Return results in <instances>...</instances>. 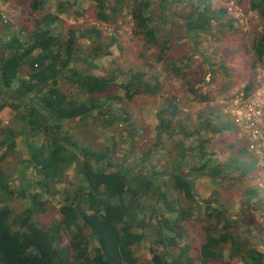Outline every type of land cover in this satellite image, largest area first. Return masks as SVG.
<instances>
[{"label":"trees","instance_id":"16d2710c","mask_svg":"<svg viewBox=\"0 0 264 264\" xmlns=\"http://www.w3.org/2000/svg\"><path fill=\"white\" fill-rule=\"evenodd\" d=\"M43 1L33 0L32 7L38 9ZM176 2L178 0H158L162 12L167 5L170 9L173 8L172 5ZM97 3L100 9L97 12L99 19L113 21L116 18L114 6L106 13L104 0H98ZM251 5L264 21V0H252ZM148 8V0H133L131 15L135 29L141 31L145 40L158 43L159 36ZM182 19L187 32L198 34L205 31L210 28L212 20L216 27H220L217 30L219 37L237 35V30L233 29L232 20L226 15L225 9L214 6L210 0H196L194 10ZM42 20L44 21L41 25ZM55 20L49 13L36 20L34 30L28 34L26 43H22L16 36L5 41L0 37V44L4 49L0 54V109L9 106L14 110H21L24 121L22 130L0 128V160L14 150L18 134L22 133L27 138L41 136L42 139L38 145L32 141L27 142L28 166L34 172L29 181L31 186H35V191L28 194V206L23 211L13 212L8 198H0V263L143 264L135 253V247L144 239L142 214L149 193L153 194L158 202H162L163 213L174 216V224L185 218V215L186 218H191L193 212L187 214L188 210H180L175 205L172 207L167 201L165 187L159 185L156 179L131 174L124 167L114 163L111 157H106L108 148L94 144L95 137H89L82 132L78 138L64 128L66 121L85 120L93 111L104 114L101 101L104 99L100 100L99 95L116 85L115 75L111 73V76L94 75L87 68L71 66L76 63L75 31L69 30L68 38L61 39L50 28V23ZM82 30L84 35L91 37V43L97 42V55L109 52L107 44L93 40V36L88 34L94 31L99 34L98 30L93 27ZM165 42L163 39L159 43L162 51L166 46ZM35 50L38 51L35 53ZM251 50L256 59L251 61L249 69L244 71L240 80L251 81L252 70L257 61L264 62V30L252 38ZM156 59L161 61L163 57L159 54ZM119 73L126 76V82L120 86L127 99L141 91L154 93L159 87V83H152L151 86L149 80L143 79L145 73L132 72L131 69L119 70ZM224 73L228 76L229 83L238 82L229 79L230 73L227 70ZM61 78L78 86L79 90L86 94L85 98L79 100L62 91L58 85ZM193 87L194 81H191L186 90L197 93V89ZM249 88L247 86L246 91ZM198 96L206 98L201 94ZM165 113L169 114V119L163 117ZM177 113V105L168 100L157 111L159 130L168 128ZM199 117L201 123L195 133H200L203 128L232 132L235 125L226 113L215 108L214 111L203 112ZM93 145L100 148L96 149ZM247 149L248 145L242 146L237 152L248 151ZM199 151L201 163L193 167L195 171L215 180L222 175L223 167L239 169V179L249 182L244 191L246 202L254 199L259 209L264 211V189L252 183L256 166L249 151L248 160L238 161L229 157L223 164L217 163L211 156L205 157L202 145L199 146ZM184 156L181 155L182 160ZM70 166H73L74 181L66 178V169ZM181 170L179 162L172 172L166 173L171 182V189L181 192L189 201H193L189 171L183 173ZM58 183H62L63 187L53 190ZM6 188L7 178L0 170V189L5 191ZM56 193L60 195L57 213L52 216L53 221L49 224L43 223L40 216L51 215L48 213L49 201L44 197H52ZM216 208H208L210 211L205 213L207 224L203 229L204 240L197 251L198 261L201 264H233L231 260H223V248L228 245L229 257L239 255L245 250L246 259L251 264H263L264 252L255 247H247L237 234L233 235L236 221L227 217L223 208ZM169 221L162 214L157 221L158 236L159 239L167 237L169 243H175V240H181L184 234L180 227L179 231H175ZM64 234L68 236L66 244L62 242ZM189 249L190 244L184 243L175 253L153 251L151 261L146 264H195V258L188 253Z\"/></svg>","mask_w":264,"mask_h":264},{"label":"rangeland","instance_id":"374dc122","mask_svg":"<svg viewBox=\"0 0 264 264\" xmlns=\"http://www.w3.org/2000/svg\"><path fill=\"white\" fill-rule=\"evenodd\" d=\"M148 1V10L159 36L158 43L146 41L141 31L135 29L131 15L133 0H104L106 13L110 12L111 6L116 9V18L113 21L98 18V0H44L38 9L32 7L33 0H0V37L5 41L16 36L22 43H26L28 34L34 30L35 21L49 13L56 19L50 23V28L61 39L68 38L69 30L75 31L76 63L71 66L87 68L94 75H115L116 87H110L99 95V99H104L100 100L105 113L93 111L85 120L66 121L64 128L78 138L82 132L89 137H95L94 144L108 148L106 157H111L114 163L131 174L156 179L159 185L165 187L167 201L172 207L175 205L180 210H188L187 214L193 212L191 218H186L185 215V218L174 224V216L163 213L162 202H158L149 193L151 196L148 195L145 199L146 206L142 214L144 239L135 247L140 262L146 264L151 261L153 251L175 253L179 246L188 243L189 255L195 258V264H201L197 259V251L204 240L203 229L207 224L205 213L212 207L223 208L225 215L236 221L233 235L237 234L247 247H255L264 252V211L259 209L254 199L246 202L244 191L249 182L239 179L240 170L223 167L222 175L213 180L193 169L201 163V145L206 153L205 157L211 156L217 163L223 164L229 157L238 161L250 158L248 151L237 152V149L247 146V141L239 135L235 125L232 132L203 128L200 133H195V130L201 123L199 116L203 112H211L215 108L225 113L228 104L231 106L229 102L233 92L245 81L240 80L242 74L249 69L251 61L256 59L251 50L252 38L262 33L264 21L252 8V0H232L235 7L233 13H230L234 17L236 14L239 16L234 18L227 12L226 15L231 16L233 29L237 30L236 38L219 37L217 30L220 27H216L212 20L210 28L197 34L187 32L182 19L194 10L196 0H178L173 3L172 11L167 5L163 12L158 0ZM210 1L214 6L225 9V6L229 7L231 0ZM43 21L40 22L41 25ZM92 27L100 33L95 34L94 31L88 34L93 36V40L108 45L107 54L97 55V42L91 43V37L84 35L82 29ZM163 39L166 40V46L162 51L159 43ZM3 50L0 44V54ZM159 54L163 57L161 61L156 59ZM257 62L256 65L261 63ZM171 64L174 66L170 67ZM130 69L132 72L145 73L143 79L149 80L151 86L157 82L159 87L154 93L141 91L127 99L120 86L126 82V76L118 74V71ZM225 70L230 73L229 79L238 82L229 83ZM191 81H194L193 88L197 89V93L186 90ZM58 85L73 98L82 100L86 96L78 86L63 78L59 79ZM199 94L206 98H200ZM168 100L177 105L179 113L168 128L159 130L157 111ZM163 117L169 119V114L165 113ZM2 127L22 130L24 121L21 110H14L9 106L0 109V128ZM26 138L24 134H18L14 150L0 160V170L7 178V188L5 191L0 189V198H8L13 212L23 211L29 204L28 194L35 191V186H31L29 181L34 172L28 166L27 142L32 141L38 145L42 139L41 136ZM182 154L185 155L184 160L181 159ZM179 162L183 173L189 171L193 201H189L181 192L171 189L166 173L172 172ZM73 176V166H70L66 169V178L74 181ZM254 179L253 177L252 183H255ZM56 186V189L53 188L55 191L62 188L63 184L58 183ZM59 197L58 193L52 197H44L49 201L48 213L51 215H41V222L49 224L53 221L52 216L60 206ZM162 214L170 220L169 225L175 231H179L178 227L181 228L184 234L181 240L169 243L167 237L159 239L157 221ZM62 238V242L66 244L68 236L64 234ZM244 251L229 257V246L226 245L223 248V260H231L233 264H251Z\"/></svg>","mask_w":264,"mask_h":264},{"label":"built area","instance_id":"2783aa9c","mask_svg":"<svg viewBox=\"0 0 264 264\" xmlns=\"http://www.w3.org/2000/svg\"><path fill=\"white\" fill-rule=\"evenodd\" d=\"M234 7L232 0L229 7L225 6L229 15ZM238 16L236 14L234 18ZM247 86L250 87L248 91ZM229 103L231 106L228 104L225 113L233 120L239 135L247 141L248 151L255 160V185L264 189V62L252 70L251 81L245 80L236 88Z\"/></svg>","mask_w":264,"mask_h":264},{"label":"clouds","instance_id":"9594fccd","mask_svg":"<svg viewBox=\"0 0 264 264\" xmlns=\"http://www.w3.org/2000/svg\"><path fill=\"white\" fill-rule=\"evenodd\" d=\"M227 12V11H226Z\"/></svg>","mask_w":264,"mask_h":264}]
</instances>
